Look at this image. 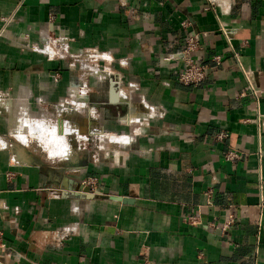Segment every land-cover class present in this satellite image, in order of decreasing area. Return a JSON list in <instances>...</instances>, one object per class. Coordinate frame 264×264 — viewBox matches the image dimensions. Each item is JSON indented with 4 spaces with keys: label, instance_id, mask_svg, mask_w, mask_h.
Returning <instances> with one entry per match:
<instances>
[{
    "label": "crops",
    "instance_id": "1",
    "mask_svg": "<svg viewBox=\"0 0 264 264\" xmlns=\"http://www.w3.org/2000/svg\"><path fill=\"white\" fill-rule=\"evenodd\" d=\"M205 7V0H0V28L1 17L14 14L6 29L16 36L39 42L47 27L66 32L73 51H110L116 60L102 83L90 82L83 111L67 115L78 135L63 136L54 154L42 150L49 161L34 148L0 150V264H264V0H235L228 12ZM219 20L237 27L231 44ZM191 31L210 33L197 55L212 68L197 85L173 74ZM123 57L130 63L121 67ZM59 62L0 37V90L9 94L0 98V138L19 142L4 119L16 132L28 109L53 118L45 108L76 82ZM118 73L139 89L124 87L127 96L113 101ZM54 118L58 126L63 114ZM97 128L129 141L98 140ZM18 149L24 159L16 161ZM228 150L239 157L225 159ZM89 175L99 177L92 198L49 193L58 186L70 193Z\"/></svg>",
    "mask_w": 264,
    "mask_h": 264
},
{
    "label": "built area",
    "instance_id": "2",
    "mask_svg": "<svg viewBox=\"0 0 264 264\" xmlns=\"http://www.w3.org/2000/svg\"><path fill=\"white\" fill-rule=\"evenodd\" d=\"M205 1H206L205 9H212L214 11H227V12L231 11L232 5L235 3V0H205ZM1 21L2 23H4V26L0 29V36L6 39H9V40L12 39L23 47L25 44H23L22 41L27 42L28 35L22 34L20 36H16L14 35V33H11V31L8 28L6 29V27L9 26L14 21V14L8 17L7 16L1 17ZM188 25H189L188 20H183L181 22V26L183 28L187 27ZM218 29L225 36L229 44H231L232 39H234V35L237 33V27H229L225 22L219 20ZM209 34L210 33L208 31H191L184 37V41L182 42V45L179 51L176 53L178 54V59L182 63V68H180L179 70L173 71V74L175 75L176 79L180 81L181 83L197 85L206 77L207 71L210 68H212L209 64H204V63L199 62L198 55H197L198 52H200L203 48L202 40L205 37H207ZM9 35L10 37H8ZM38 36H39L40 41L39 42L29 41L30 42L29 45L34 46L35 48L38 47L40 52H43V54H45L44 56H46V59L52 60L53 58L50 50L47 51V46L49 44H53L54 42L61 45L60 47L62 48V51H58V53H63L62 57L65 56L64 54L65 52H69L66 46L68 43V39H66V36H63V35L60 36L61 38L64 37L65 40L61 39L60 37L53 39L51 38L50 30L47 27H42L39 30ZM37 45H41L42 49L39 48V46ZM26 46H28V44ZM91 50L92 52H89L88 49H82L80 51L82 52L80 55H82L85 60H92L95 62L92 63L91 65L90 64H88L87 66L85 65L83 68H81L80 74L78 75V77H76L78 85H74V83H70L66 87L65 89L66 96L57 102V106H59L60 108L69 107L68 109H72V108L76 109L78 107L80 108L84 107L85 103L88 102V93L91 89L90 86L88 85L87 78L91 77L96 83H101L102 80L106 78L104 75L105 73L103 72L107 71L110 74V67L112 66L113 63L116 62L115 58L112 56V53L110 51L101 52L100 50L94 49V48ZM169 56L170 58H173V54H170ZM212 61H214L216 64H219L220 56L216 55L215 57L212 58ZM105 62L109 64L108 65L109 67L105 66L104 64ZM117 62L120 64L121 67L127 66L130 63V57H123L121 59H118ZM106 67L109 69H107ZM73 68L74 66L70 67L69 65L67 67V69L69 70ZM248 73H249L248 71L245 72L246 76ZM49 74H50V77L53 79V81L57 83L60 78V73L58 71H52ZM116 81H117L116 85L118 88V92L121 96H124V97L127 96L126 92H124V87H127L129 89V94L139 89V86L137 83L125 82V80L123 79L120 73H118V75L116 76ZM249 87L255 96L257 95V93H259V89L256 88L251 83H249ZM72 88L78 89L81 92L82 98L80 99L77 98L76 95L74 94L75 92L73 93ZM244 94L245 93L241 91L240 95H244ZM2 95H4L5 98L6 97L8 98L9 96L7 91L3 92L0 90V98H2ZM28 96L30 97L31 93H28ZM139 97L142 101L144 100V96L142 94H140ZM69 98L70 99L74 98V100L77 99L78 102L68 100ZM36 101L38 104H41L44 102L41 97H38ZM68 101L71 103V106H67ZM150 109H151V112L152 111L156 112L155 115L157 117L161 118L165 114L163 110H159L158 108L154 109L153 106H150ZM58 121H59L58 123L59 128H61L62 125L66 122L65 118L58 119ZM67 122H69V124H74V123H71L70 121H67ZM93 130L91 131V133L95 134V137H97L98 140L106 139L110 141L112 135L119 136V137L127 136L124 133L117 135L109 130H106L105 128H97L94 131ZM74 135H78V132H75ZM222 136L223 135H220L219 137H222ZM224 157L227 160L234 161L235 159L239 157V154L237 153V151L228 150L224 153ZM98 182H99V177L97 175H89L81 183H83L84 185H87L90 188V191H93L95 189L97 192H100L98 189V185H97ZM63 190H64V187L58 186L54 189H51L49 193L55 197H59V195L61 194V192H63ZM192 218L193 216L188 217V219L190 220H192ZM232 220H233V217H230L228 223H230ZM145 264H149V263L145 262Z\"/></svg>",
    "mask_w": 264,
    "mask_h": 264
},
{
    "label": "rangeland",
    "instance_id": "3",
    "mask_svg": "<svg viewBox=\"0 0 264 264\" xmlns=\"http://www.w3.org/2000/svg\"><path fill=\"white\" fill-rule=\"evenodd\" d=\"M15 19V18H14ZM1 26V25H0ZM1 29V28H0ZM10 31H11V33H13V31L11 30V29H9ZM65 34H63V33H58V32H56V31H54V33H52L51 31H50V36H51V38H53V39H55V38H59L61 35H63V36H66V39H68V43H67V49H68V51L69 52H65L64 54H65V56L64 57H62V55H63V53H58V51H62V48L60 47L61 45L60 44H58V43H56V42H54L53 44H49L48 46H47V51L48 50H50V52L52 53V60H57V61H60L59 62V66H62V68H66L67 69V67H68V65L70 66V67H73L74 66V68L73 69H71L70 71H72L73 72V75H75V77H78V75L80 74V72H81V68H83L85 65L87 66L88 64H92V63H94L95 61H92V60H85L84 58H83V56L82 55H80L82 52H80L82 49H88V51L89 52H92V50L91 49H93V48H89V47H83V48H80V49H78V50H76V51H73L72 49H71V43H72V38L66 33V32H64ZM4 34H6V33H4ZM8 35V34H7ZM28 36H27V39H28V41L27 42H25V41H22V43L23 44H25L23 47L20 45V44H18V43H16L17 45H20V47H22L24 50H28V51H34V52H36V51H38L37 53H41V54H43V52H40V50L38 49V47L37 48H35L34 46H31V45H29V43L31 42V41H33V40H31V37L29 36V34H27ZM0 37H2V36H0ZM8 37H10V35L8 36ZM61 38V37H60ZM61 39H63V40H65V38L64 37H62ZM30 41V42H29ZM28 44V46H26ZM40 44H42V43H40ZM44 45V44H43ZM37 46H39V48H41L42 49V46L41 45H37ZM63 46V45H62ZM65 46V45H64ZM45 54H43V56H44ZM45 58H46V56H45ZM63 61V62H62ZM105 64V66H107V67H109L108 65V63L107 62H105L104 63ZM73 65V66H72ZM106 67V68H107ZM107 69H109V68H107ZM100 79H102V78H100ZM92 80H93V78H91V77H89V78H87V81H88V85L90 86V82H92ZM75 83H74V85H78L77 84V79H75ZM104 80H102V82H103ZM101 82V83H102ZM69 84H67L66 86H65V88L68 86ZM73 85V86H74ZM91 87V86H90ZM72 90H73V93L76 95V97L77 98H82V95H81V92L78 90V89H76V88H72ZM90 92V91H89ZM66 96V94H64V96L63 97H65ZM2 97H4V95H2ZM13 97V96H12ZM63 97H61L60 99H62ZM29 99H30V102H31V100L33 101V94L31 93V96L29 97ZM68 100H72V101H77L78 102V100L77 99H75L74 100V98L73 99H68ZM57 102L58 101H56L54 104H52V106L51 107H48V108H45L46 110H48V112L50 113V115H51V117H53V118H50L49 120L46 118V117H44V118H46L45 119V123L47 124H43L42 125V128H40L38 131L36 130V128L35 127H30V124L31 125H33V123L35 122H40V120L41 119H43V118H40V116L38 115V113L40 112V111H43V110H38V113H37V115H35L36 117H34L33 116V114H35V112L34 111H32V110H29L28 109V107H26L27 109H28V112H27V115L26 116H24V114H22L23 116H21L20 117V123H21V125H20V128H18L17 130H18V132L20 133V129H21V127H22V134H20L21 136H19V133H17V132H15L13 129H15V128H17V127H14L13 125H9V122L10 121H8L7 122V119L5 120L4 119V121H5V123L7 124L6 126H5V128H6V133H8V132H11L12 134H14V135H16L17 134V136L19 137V138H17L18 140H19V142L18 141H16V140H14V139H16V138H14V137H12V134L11 135H9V133H8V135L9 136H11L12 138H13V140H8V139H6V140H3L4 138L2 137V138H0V150H6V151H8L9 152V150L11 149V150H13V149H15V148H20L21 150H23L24 151V149H23V147L25 148V149H31V148H34V149H37L38 151H42V150H45V149H47V151H49V153L50 152H52V149H51V146H52V142L51 141H53V145L55 144H57L58 145V143H60L59 141H57L56 139H54V136L50 133V131L54 134L55 132H56V130H57V123L55 122L56 120H55V116L57 115V113L59 114V115H61L62 116V114H63V118H65V120L66 121H70L71 122V118H69L67 115L68 114H71L72 115V113L73 114H78V113H81L82 111H83V107H78V108H76V109H68L69 107H66V108H60L59 106H57ZM5 104V106H3L1 109H4V111H5V113H4V115L5 116H7L8 118H9V116H8V112H10V108H9V104H8V102H7V100H5V102H4ZM29 103V102H28ZM76 103V102H75ZM31 103H29L28 105H30ZM67 106H71V103L68 101V104H67ZM73 106V105H72ZM86 106V105H85ZM44 107V106H43ZM44 109V110H45ZM62 109V110H61ZM66 109V110H65ZM2 112V111H1ZM30 114V115H29ZM2 119H3V117H2ZM3 121V122H4ZM3 122H1V125H3L4 126V123ZM29 123V129H28V127L27 126H25V127H27V129L23 126V124L24 123ZM33 128H35V130L33 131L32 129ZM50 129V131H48L49 129ZM75 128H76V131H74V132H71V133H67V134H71L72 135V137H76L74 134H75V132H77L78 131V126H76L75 125ZM27 131H26V130ZM16 130V131H17ZM30 130H31V132H30ZM24 131V132H23ZM33 131V132H32ZM41 131V132H40ZM47 131V132H46ZM27 132V133H26ZM43 132V133H42ZM49 133H50V136H49ZM78 133H79V131H78ZM23 134H25L24 136H22ZM67 134H65V135H67ZM53 137H52V136ZM126 135V134H125ZM16 136V137H17ZM6 137V136H5ZM51 137H52V139H51ZM115 137H117L118 138V136H115V135H112L111 136V141H115L114 139H115ZM123 137H125V136H123ZM38 138V139H37ZM21 139V140H20ZM23 139H25V140H23ZM64 139V138H63ZM108 139V138H107ZM50 140V141H49ZM23 141V142H22ZM24 141H25V143H24ZM47 141H48V143H47ZM58 142V143H55V142ZM102 141H104V140H102ZM3 142V143H2ZM20 142L22 143V145L20 146ZM49 142H51V144L49 143ZM62 144H64V142H62ZM60 145L61 144H59V147H60ZM108 145V147L111 145V144H107ZM62 146V145H61ZM14 147V148H13ZM45 148V149H44ZM45 151H42L41 153V155H43L42 156V160L43 161H49V159H47L46 157H45V153H44ZM29 152L26 150V156L27 157H25V159H26V162L28 163V164H30V158H29V154H28ZM54 153H56V152H54L53 151V153H50V154H54ZM59 153H61V152H59ZM9 160V159H8ZM10 161V160H9ZM12 161V160H11ZM14 163V162H13ZM16 164L15 165H20L19 163H21V162H15Z\"/></svg>",
    "mask_w": 264,
    "mask_h": 264
},
{
    "label": "bare ground",
    "instance_id": "4",
    "mask_svg": "<svg viewBox=\"0 0 264 264\" xmlns=\"http://www.w3.org/2000/svg\"><path fill=\"white\" fill-rule=\"evenodd\" d=\"M100 80V79H99ZM2 99V98H1ZM20 99V98H19ZM5 102V101H4ZM28 104V103H27ZM62 110V109H61ZM66 110V109H65ZM24 116H26L27 115V112H24ZM30 115V114H29ZM46 121H45V119H41L40 120V122H34L33 123V125H31L30 124V127H35L36 128V130L38 131L40 128H42V125L45 123ZM46 124V123H45ZM48 124V123H47ZM46 124V125H47ZM23 126L25 127V126H29V123L27 122V123H24L23 124ZM77 126V125H76ZM27 127H25L26 129H27ZM35 128H33L34 130H35ZM25 129V130H26ZM28 129H29V127H28ZM32 129V128H31ZM32 129V130H33ZM49 129V128H48ZM22 130V127H21V129L19 130L20 131V133L18 132V130L16 131L17 133H19V136H21L20 134H22L21 131ZM33 130V131H34ZM27 131V130H26ZM32 131V132H33ZM48 131H50V129L48 130ZM58 131H60V135H59V132ZM74 131H76V128H75V124H69V123H67V122H65L63 125H62V127L61 128H59L58 126H57V130H56V132L53 134L51 131H50V133L54 136V139H56L57 141H59L60 143H58L57 141L55 142V143H58V145L59 144H61L62 146H63V144H62V142H63V136H65V134H67V133H71V132H74ZM24 132V131H23ZM30 132H31V130H30ZM41 132V131H40ZM47 132V131H46ZM78 132V131H77ZM27 133V132H26ZM43 133V132H42ZM25 134H23L22 136H24ZM51 135V136H52ZM16 136H17V134H16ZM52 136V137H53ZM52 137H51V139H52ZM58 139H57V138ZM119 137V136H118ZM17 138H19L18 136H17ZM21 140V139H20ZM23 140H25V139H23ZM115 140V139H114ZM50 141V140H49ZM126 141H129L127 138H125V137H119V138H117L116 140H115V142H126ZM23 142V141H22ZM52 142V145H53V141H51ZM51 142H49L50 144H51ZM3 143V142H2ZM24 143H25V141H24ZM47 143H48V141H47ZM57 145V144H56ZM60 145V146H61ZM65 147L66 146H64V149H65ZM14 148V147H13ZM15 151V150H14ZM68 151V150H67ZM55 152V151H54ZM70 152V151H69ZM50 153H53V151L52 152H50ZM74 154V153H73ZM71 156V155H70ZM73 156V155H72ZM14 159L16 160V161H19L20 159L21 160H23L24 158L22 157V155H21V150H16V153H15V156H14ZM72 160V159H71ZM25 162V161H24Z\"/></svg>",
    "mask_w": 264,
    "mask_h": 264
},
{
    "label": "water",
    "instance_id": "5",
    "mask_svg": "<svg viewBox=\"0 0 264 264\" xmlns=\"http://www.w3.org/2000/svg\"><path fill=\"white\" fill-rule=\"evenodd\" d=\"M110 100H115L118 96L121 97V95L118 92V88L116 87V83H111L110 85ZM121 146H124V142H119ZM26 157V155H25ZM62 195L64 197H80L82 196H87L92 198L94 196V193L90 191V188L87 185H84L83 183H80L78 187L71 191L70 193H67L63 191ZM110 199L115 200V201H120L122 203H131L133 201V198L131 197H126V196H121V195H110Z\"/></svg>",
    "mask_w": 264,
    "mask_h": 264
}]
</instances>
